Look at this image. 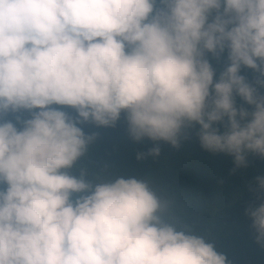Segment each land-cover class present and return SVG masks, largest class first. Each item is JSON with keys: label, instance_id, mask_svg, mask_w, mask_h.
<instances>
[{"label": "clouds", "instance_id": "obj_1", "mask_svg": "<svg viewBox=\"0 0 264 264\" xmlns=\"http://www.w3.org/2000/svg\"><path fill=\"white\" fill-rule=\"evenodd\" d=\"M225 49L214 83L206 53ZM241 66L264 87V0H0V114L30 113L0 123V264H229L148 179H90L78 162L96 134L78 125L123 112L133 141L176 148L198 124L203 149L246 166L264 158V95ZM246 214L264 248V202Z\"/></svg>", "mask_w": 264, "mask_h": 264}, {"label": "trees", "instance_id": "obj_2", "mask_svg": "<svg viewBox=\"0 0 264 264\" xmlns=\"http://www.w3.org/2000/svg\"><path fill=\"white\" fill-rule=\"evenodd\" d=\"M157 7L161 5L158 3ZM214 15L215 12L208 22ZM206 58L214 69L215 83L230 63L227 49L219 58L210 53H206ZM239 74L257 89L259 95H264V87L255 83L259 72L241 66ZM234 100L237 109L254 110V106L235 93ZM51 107L76 115L68 106ZM17 117L22 122L30 118V113L20 110L0 114V123L11 121L19 129L22 125L17 123ZM227 125L225 117L213 126L222 134ZM78 126L86 135L96 134L88 145V159L81 158L78 162L88 167L90 179L95 180L96 173L110 179L117 176L148 179L159 195L173 202V214L181 223L188 224L194 232L213 243L215 249L227 257L229 264H264V248L257 244L251 218L246 214V209H254L264 202V192L260 191L256 180L264 177V158L247 152L246 166L237 167L233 156L201 147L198 124L183 130L176 148L148 138L133 141L123 112L113 127H98L91 122ZM153 147H159L158 156L145 155L141 160L136 159L137 153H147ZM72 171L78 174L76 169ZM4 187L0 184V189Z\"/></svg>", "mask_w": 264, "mask_h": 264}]
</instances>
